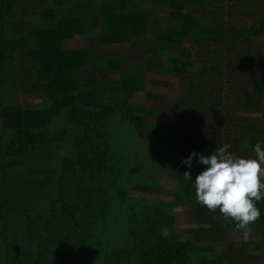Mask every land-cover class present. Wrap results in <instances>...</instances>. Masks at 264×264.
<instances>
[{"label":"trees","instance_id":"1","mask_svg":"<svg viewBox=\"0 0 264 264\" xmlns=\"http://www.w3.org/2000/svg\"><path fill=\"white\" fill-rule=\"evenodd\" d=\"M252 4L210 0L209 23L187 0H0V264H264V198L259 240L230 241L243 229L197 204L183 178L207 166L181 163L225 140L239 157L264 150V121L247 113H264V14L242 16ZM158 9L181 27L167 32ZM79 36L87 46L71 49ZM101 46L151 59L104 58ZM148 74L199 100L147 92ZM165 175L177 179L170 193ZM180 207L198 220L185 240Z\"/></svg>","mask_w":264,"mask_h":264},{"label":"clouds","instance_id":"2","mask_svg":"<svg viewBox=\"0 0 264 264\" xmlns=\"http://www.w3.org/2000/svg\"><path fill=\"white\" fill-rule=\"evenodd\" d=\"M230 148V144H224L207 156L192 152L181 163L190 170L193 158L198 156L197 163L207 167L196 176L195 181L190 171L184 172L183 178L192 182L197 204L206 206L211 212L219 211L218 218L235 223L247 236L251 232V223L261 215L255 202L264 198V150L258 142L253 148L254 158H246L235 155L229 151ZM160 233L168 237L170 230L165 226Z\"/></svg>","mask_w":264,"mask_h":264},{"label":"rangeland","instance_id":"3","mask_svg":"<svg viewBox=\"0 0 264 264\" xmlns=\"http://www.w3.org/2000/svg\"><path fill=\"white\" fill-rule=\"evenodd\" d=\"M169 11H161V16H165L164 17V21L166 23H163V26L166 28V31H172L173 30V25L169 23ZM153 42L147 43L148 46H153ZM87 46V41L83 38H81V36H79L77 39L69 42V47L71 49H80V48H85ZM100 55L101 57L104 58H108V57H120L123 58L124 60L127 61H134V60H139V61H143L144 60H150L151 59V55L150 53H143L140 50H134L131 49V51L127 50H120L117 48H110V47H100L99 49ZM141 55V57H140ZM152 79L155 80H160L162 83L165 82H173V83H179L181 82L180 79L174 78V77H169V76H151V74L147 75V92H151V93H157V94H164L167 96H177V97H182L185 100H187V102L189 101H198L199 100V95H193V96H189L186 95L185 93L186 91V87L181 88L179 90H175L173 88H169V87H165L163 84L161 86L154 84L153 82H151ZM242 90V82H238V80L235 83H230V82H224V89H223V95L225 96L227 95H236V92H239ZM190 99V100H189ZM136 100L141 101L142 103L147 104V106H151V103L148 102L147 99H144L143 96L137 97ZM210 106V103L208 104ZM226 105V103L223 102V107ZM221 114H223L222 109L220 110ZM249 116H251L252 118H258L262 121H264V113L263 112H247ZM151 119H157L155 118L153 115H150ZM158 120H161L163 122H165V119L162 118H158ZM219 121H221L220 119L217 120V123H219ZM149 132V131H147ZM226 135V132L223 130L222 136ZM140 141L144 144H152L154 146H161L162 148H168L173 150V154L176 157H180L182 155H180V151L178 149H176V146L173 144H168V143H162L160 141H152L148 138L145 137H141ZM226 141H223V145L226 144ZM244 145H246V143H243ZM247 147V146H246ZM175 150V152H174ZM241 152H246L245 148H243L241 150ZM264 167V166H262ZM161 178V185L164 186L165 191H163V193H170L173 190L174 187V183L177 181L176 177L174 176H169V175H165L160 177ZM262 183H264V180H262ZM162 199H171L169 196H167L166 194L161 195ZM176 218H177V230L178 232L181 234L182 240H185L188 237V231L192 230L194 228H197V222L198 220L192 216V212L191 209L189 207H180L177 208L176 210ZM256 223L253 222L251 223L250 227L252 228L253 226H255ZM257 236H259L258 234H256L255 232L252 231L245 236L244 235V230L243 231H235V232H230L229 234V239L230 241H248V240H254L255 238H258ZM259 250L257 248H252L249 247L245 250V258L251 259L253 257H255L257 255V252Z\"/></svg>","mask_w":264,"mask_h":264},{"label":"crops","instance_id":"4","mask_svg":"<svg viewBox=\"0 0 264 264\" xmlns=\"http://www.w3.org/2000/svg\"><path fill=\"white\" fill-rule=\"evenodd\" d=\"M188 1V4H189V9L194 12V14L198 17H201L204 22H209L210 23V11L208 8H210V0H187ZM245 0H240V3L243 2ZM247 1H250L252 2V7H249L248 10H245V13H243V17H246L250 23L252 24L254 21H256V19L260 18L264 12H262L261 8H260V3L257 2L258 0H247ZM253 9L256 10L253 11ZM163 10V9H162ZM160 9H158L157 13L160 14L161 16V11ZM166 11H169L171 13L170 10H166ZM170 13H169V16L170 17ZM165 16H163L164 18ZM174 27L172 28H175V30L179 29L181 27L180 24H172ZM164 29L166 30V28L164 27ZM160 81V80H159ZM0 126H1V122H0ZM258 238H255L254 241L256 240H259V236H257ZM255 246V245H254ZM252 246V248H257L259 250L258 247H254ZM259 254V251L257 252V255Z\"/></svg>","mask_w":264,"mask_h":264}]
</instances>
